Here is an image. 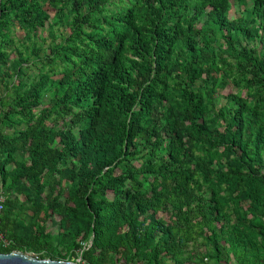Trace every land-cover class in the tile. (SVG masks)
Listing matches in <instances>:
<instances>
[{
	"label": "trees",
	"instance_id": "trees-1",
	"mask_svg": "<svg viewBox=\"0 0 264 264\" xmlns=\"http://www.w3.org/2000/svg\"><path fill=\"white\" fill-rule=\"evenodd\" d=\"M0 178L3 254L264 264V0H0Z\"/></svg>",
	"mask_w": 264,
	"mask_h": 264
},
{
	"label": "water",
	"instance_id": "water-1",
	"mask_svg": "<svg viewBox=\"0 0 264 264\" xmlns=\"http://www.w3.org/2000/svg\"><path fill=\"white\" fill-rule=\"evenodd\" d=\"M0 264H79L66 260L39 259L35 256L14 251L8 254L0 253Z\"/></svg>",
	"mask_w": 264,
	"mask_h": 264
},
{
	"label": "rangeland",
	"instance_id": "rangeland-1",
	"mask_svg": "<svg viewBox=\"0 0 264 264\" xmlns=\"http://www.w3.org/2000/svg\"><path fill=\"white\" fill-rule=\"evenodd\" d=\"M233 13L235 14V16L238 14L237 13V9L235 8V6L233 7ZM53 15V14H52ZM39 35H43L44 37L46 36V33L43 32L42 30L39 31ZM236 89L232 86V84L230 83H227L223 88H222V93L223 95H227L231 92H235ZM1 93L2 94H5V91L3 89H1ZM164 218L165 219H169V215L168 214H163ZM48 231L49 232H52V233H56L57 232V226L53 225V224H50L48 225ZM35 257L38 258L37 255H33ZM236 262L235 261H232V264H235ZM209 264H214V263H209Z\"/></svg>",
	"mask_w": 264,
	"mask_h": 264
},
{
	"label": "built area",
	"instance_id": "built-area-1",
	"mask_svg": "<svg viewBox=\"0 0 264 264\" xmlns=\"http://www.w3.org/2000/svg\"><path fill=\"white\" fill-rule=\"evenodd\" d=\"M5 201H6V198L3 194L2 183H1V178H0V226H1V217H2L3 210H4ZM0 242L4 246L9 245V241L4 237V235L1 233V231H0ZM78 255H79V259L81 260L82 259L81 253Z\"/></svg>",
	"mask_w": 264,
	"mask_h": 264
}]
</instances>
